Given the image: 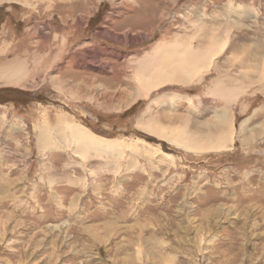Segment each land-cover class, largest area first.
Returning <instances> with one entry per match:
<instances>
[{"label":"rangeland","instance_id":"374dc122","mask_svg":"<svg viewBox=\"0 0 264 264\" xmlns=\"http://www.w3.org/2000/svg\"><path fill=\"white\" fill-rule=\"evenodd\" d=\"M166 51L209 66L138 96ZM0 264H264V0H0Z\"/></svg>","mask_w":264,"mask_h":264},{"label":"bare ground","instance_id":"6f19581e","mask_svg":"<svg viewBox=\"0 0 264 264\" xmlns=\"http://www.w3.org/2000/svg\"><path fill=\"white\" fill-rule=\"evenodd\" d=\"M186 56H187V62L185 63L183 57L180 58V56L177 55V53L171 55L169 52L167 53L162 52L159 54L157 61H155V58H154L153 62L147 63V64H152L150 69L146 70L145 66H142L136 74L138 86L136 85L135 90L137 94L140 93L138 96H140L141 94L146 95L147 92L150 91L151 89L164 87V85L166 84H179L183 86H189V84L195 80L196 74L198 72L200 73L201 71L205 70V67L210 62V60L209 62H205L206 57L200 56V55L186 54ZM188 61H190V63H188ZM208 66L209 65H207V67ZM10 78H13V76ZM224 114L228 115L227 112ZM225 117L226 116L224 115L223 118L225 119ZM59 123H60V120H59ZM215 123H217V126H215V129L218 130V132L215 133V136L217 139L213 145L212 144L210 145L212 147L211 149L214 150L215 152L220 151L222 149L226 150L228 148L227 144H230L229 147H231V134H229L230 132L226 127L227 124H225L222 119H219L216 116H215ZM63 125H66V129L65 128L62 129ZM68 125H69L68 123L62 124V126L59 128L60 130H67L68 136L74 139L79 146H82V147L85 146L87 148L89 147V149L94 148L95 150L96 149L98 150L100 148L107 150V148H110V151L115 152L114 149H115V146L117 145V140H107L101 137H97L92 134H89L87 130L81 129L80 126L79 127L77 126L74 128L73 126H68ZM138 125L145 132L156 136L161 141H164V142L166 141L176 146L180 144V147H182L183 149L187 151L189 150L191 151L192 146H195L197 144L196 136L194 135V133H192L188 129L187 131L185 130L184 134L182 133L179 134L178 131H176L177 138H174L173 136H170L169 133H167L166 130L163 129L162 127L154 126L152 124L143 122L142 120L138 122ZM41 133H42V136L41 138L39 137L40 139H38L40 142L39 148L43 147V145H45L48 142L47 140L49 136V135L47 136L44 131ZM210 135L212 134L208 133L206 138H210L211 137ZM142 145L146 148L150 147L149 145H146L143 142H142Z\"/></svg>","mask_w":264,"mask_h":264}]
</instances>
